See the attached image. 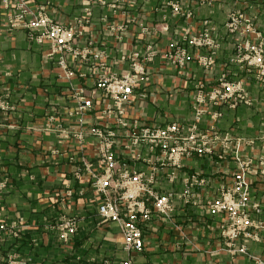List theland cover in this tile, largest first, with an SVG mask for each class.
I'll return each instance as SVG.
<instances>
[{"label":"crops","instance_id":"obj_1","mask_svg":"<svg viewBox=\"0 0 264 264\" xmlns=\"http://www.w3.org/2000/svg\"><path fill=\"white\" fill-rule=\"evenodd\" d=\"M23 1L31 9L44 8L77 35L64 53L72 74L67 76L58 55L47 57V42L31 41L25 29L9 30L18 0H0V223L18 232L17 238L3 235L5 256L23 264H121L129 257L135 264H264V232L258 241L241 239L248 254L232 256L221 236L224 219L207 206L232 185L240 162L251 159V203L260 206L264 219V82L236 62L246 42L264 39V0ZM172 3L183 8L181 15L173 12ZM232 13L243 15L253 28L242 24L230 33L226 24ZM205 21L215 48L184 46L190 58L186 65L167 61L170 45L186 34H199ZM149 49L156 51L144 64L149 81L131 95L128 119L191 127L196 96L216 87L222 74L243 81L252 104L220 106L212 153L184 159L173 182L168 169L153 172L151 164H134L144 176L156 172V190L172 193L173 212L167 218L153 214L144 230V251L129 254L120 225L103 224L97 216L93 182L101 163L97 139L88 130L114 124L106 113L112 102L97 88L99 79L129 72L135 55L144 62ZM200 58L213 63L207 67ZM80 98L93 103L83 115L77 110ZM214 123L208 114L197 127L205 131ZM225 134L255 144L227 145ZM193 178L201 183L185 195ZM63 217L77 221L68 241L58 231Z\"/></svg>","mask_w":264,"mask_h":264},{"label":"built area","instance_id":"obj_2","mask_svg":"<svg viewBox=\"0 0 264 264\" xmlns=\"http://www.w3.org/2000/svg\"><path fill=\"white\" fill-rule=\"evenodd\" d=\"M212 2L213 0H201L202 4ZM171 7L176 15L182 14L183 8L178 3H172ZM14 8V14L9 17V29H25L31 41L38 44L47 42L50 46L47 57L52 59L58 55V64L67 76H71L64 53L71 51L77 31L73 27L54 21L44 8H29L23 0H19ZM86 11L88 15L91 14L89 9ZM242 24H245L247 29L253 28L251 21L246 20L243 15L232 13L228 17L226 28L230 33H235ZM184 46L215 48L209 22L203 23L199 34H186L181 41L173 42L165 59L179 66L186 65L190 58ZM155 55L156 51L149 49L144 62L138 61L135 55L129 72L120 76L104 75L99 79L97 88L112 102L106 113L110 119H114V124L88 130V133L97 139V153L101 163V171L93 182V188L99 196L97 216L103 224L120 225L124 250L129 254H141L144 251V230L153 214L167 218L173 212L172 193L156 190V172L144 176L134 169V164H151L153 172L168 169V180L173 182L184 159L212 153L211 142L218 138L216 123L222 117L220 106L227 105L235 109L240 104H252L244 82L230 81L227 74H222L216 87L196 96L193 106L196 124L191 127L178 122L158 125L128 119L126 113L130 97L138 88L147 86L149 75L144 64L151 61ZM200 60L207 67L213 63L210 58ZM236 62L243 64L247 72H255L257 78L264 82V39L257 43L246 42L239 49ZM92 107V101L80 98L77 110L83 115ZM208 114H211L214 125L208 130H199L197 123ZM76 136L80 139L84 137L81 134ZM223 141L227 145L234 142L237 147L255 144V140L233 138L227 134L223 136ZM219 158L223 159V155ZM252 165L251 159L242 160L239 171L233 176L232 185L222 189L219 196L207 204L212 215H220L224 219L220 226L221 236L232 256L248 254L246 246L239 244L241 239L258 241L259 234L264 232V219L259 217L260 206L251 203V186L247 173ZM200 183L196 178L188 181L185 195L190 193L194 184ZM251 212L255 213L256 217H253ZM77 228L74 218L63 217L58 223L60 238L68 241L76 234ZM5 234L12 238L18 237L16 227L0 223V264H23L17 263L13 256H5L2 248V237ZM121 264L135 263L132 257H129Z\"/></svg>","mask_w":264,"mask_h":264},{"label":"rangeland","instance_id":"obj_3","mask_svg":"<svg viewBox=\"0 0 264 264\" xmlns=\"http://www.w3.org/2000/svg\"><path fill=\"white\" fill-rule=\"evenodd\" d=\"M18 2H19V0H18ZM18 2H17V3H18ZM17 3H16V4H17ZM16 4H15V6H16ZM15 6H14V7H15ZM14 12H15V8L12 9V14H14ZM12 14H11V15H12ZM9 24H10V23H9V21H8V26H9ZM9 30H10V29H9Z\"/></svg>","mask_w":264,"mask_h":264}]
</instances>
